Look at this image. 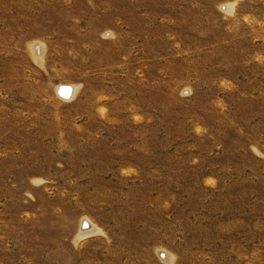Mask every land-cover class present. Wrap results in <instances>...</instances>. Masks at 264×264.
I'll return each mask as SVG.
<instances>
[{"label": "rangeland", "instance_id": "rangeland-1", "mask_svg": "<svg viewBox=\"0 0 264 264\" xmlns=\"http://www.w3.org/2000/svg\"><path fill=\"white\" fill-rule=\"evenodd\" d=\"M0 264H264V0H0Z\"/></svg>", "mask_w": 264, "mask_h": 264}, {"label": "water", "instance_id": "water-1", "mask_svg": "<svg viewBox=\"0 0 264 264\" xmlns=\"http://www.w3.org/2000/svg\"><path fill=\"white\" fill-rule=\"evenodd\" d=\"M73 92V87L70 84L62 83L58 85L57 87V93L62 97H70ZM90 222L86 219H83L81 221V229L87 228L89 226Z\"/></svg>", "mask_w": 264, "mask_h": 264}, {"label": "bare ground", "instance_id": "bare-ground-1", "mask_svg": "<svg viewBox=\"0 0 264 264\" xmlns=\"http://www.w3.org/2000/svg\"><path fill=\"white\" fill-rule=\"evenodd\" d=\"M36 46V52L38 53V56H37V58L39 57V56H41L42 55V50H43V45L42 44H40L39 42H37V43H35L34 44V47ZM33 49H35V48H33ZM34 52V51H33ZM36 56V55H35ZM72 86V85H71ZM74 87H73V92H72V94L74 93ZM98 229V228H97ZM94 230H96V227L95 226H92L91 224H89V226L87 227V228H83L82 229V232L80 233V235H83V234H86V233H89V232H91V231H94ZM170 257L168 256L167 257V259H169Z\"/></svg>", "mask_w": 264, "mask_h": 264}]
</instances>
